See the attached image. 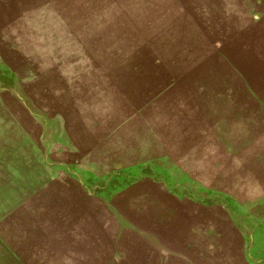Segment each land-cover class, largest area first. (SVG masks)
Returning a JSON list of instances; mask_svg holds the SVG:
<instances>
[{
    "label": "rangeland",
    "instance_id": "374dc122",
    "mask_svg": "<svg viewBox=\"0 0 264 264\" xmlns=\"http://www.w3.org/2000/svg\"><path fill=\"white\" fill-rule=\"evenodd\" d=\"M0 264H264V0H0Z\"/></svg>",
    "mask_w": 264,
    "mask_h": 264
}]
</instances>
